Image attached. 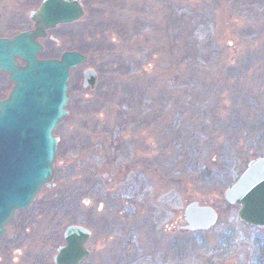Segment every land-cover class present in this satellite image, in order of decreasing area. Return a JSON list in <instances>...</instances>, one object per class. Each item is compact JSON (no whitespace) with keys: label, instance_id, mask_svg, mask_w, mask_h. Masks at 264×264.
Instances as JSON below:
<instances>
[{"label":"rangeland","instance_id":"374dc122","mask_svg":"<svg viewBox=\"0 0 264 264\" xmlns=\"http://www.w3.org/2000/svg\"><path fill=\"white\" fill-rule=\"evenodd\" d=\"M95 1L102 5L98 18L103 20L104 27L98 33L90 30L87 40L97 36L104 41L114 38L120 42L116 49L123 51L125 47L130 49L129 43L139 40V36L154 34L149 29L159 26L154 9L170 11L172 7L178 17L177 28L173 31L171 26L162 36L159 74L163 73V78H153V85L146 89L149 101L146 103L154 111L172 112L169 117L177 123L176 136L173 135L176 138L170 136L169 140L158 141L163 143V149L171 147L168 160L174 158L178 164L179 187L167 194L155 182L157 187L149 189L146 207L105 205L103 214L113 217L116 225L104 230L92 220L94 207L81 203L83 197H91V193L80 188L81 184L89 187L91 174L80 173L91 170L92 166L83 165L78 151L69 156V167L65 169L69 177L59 181L53 191L41 190L28 209L18 211L17 217L7 223L0 237V264H12L18 246L23 249L19 264H28L37 252L31 246V239L43 240L49 234L61 239V233L72 222L98 230L91 242L94 247L98 244L99 251L86 264H92L95 255L99 264H264V228L241 222L239 205L229 204L224 198V190L248 162L264 157V0H130L127 7V0ZM13 6L14 0H0V21L9 18ZM88 19L91 20L87 25H92V18ZM135 23H138L137 31ZM4 32L0 29V33ZM130 52L139 57L137 71L156 62L152 58L156 50L132 48ZM146 53L148 56L143 60ZM160 70L154 65L152 73L155 75ZM123 75L116 77L112 88L116 94L120 92L121 99ZM133 80V84H139L136 78ZM109 104L123 105L117 100ZM74 116L65 124L68 133L69 127L77 124ZM115 116L100 109L86 114L90 128L82 133L89 141L100 139L97 144L102 150L98 155H104L99 157L100 167L109 170L112 176L126 163L119 157L114 164L113 158L122 152H112L108 147L118 127ZM92 121L102 127L95 130ZM120 128L116 136L121 138L122 146L130 130ZM137 131L132 134L139 137ZM163 158L167 159L164 155ZM192 201L216 210L217 221L209 230L191 232L182 228L184 208ZM19 215L29 219H23L17 226ZM147 218L155 225L145 227L142 219ZM128 220L131 223L127 224ZM20 236L26 239L24 244L16 242ZM54 253L53 248L47 252L51 264ZM126 256L130 258L127 263L123 260Z\"/></svg>","mask_w":264,"mask_h":264},{"label":"flooded vegetation","instance_id":"af4514ba","mask_svg":"<svg viewBox=\"0 0 264 264\" xmlns=\"http://www.w3.org/2000/svg\"><path fill=\"white\" fill-rule=\"evenodd\" d=\"M45 1L14 0V9L7 15L9 18L0 21V29L5 31L4 33H0V38L12 39L19 34L36 32L34 41L42 47L41 51L36 55L38 59H60L65 52H77L86 57L84 62L78 64L70 71L68 81V113L54 131V135L58 138V143L53 178L50 184H45L41 190L53 191L58 188L59 181L63 182L65 178L69 177L65 169L69 167L70 157L80 151L79 155L84 161L83 165L86 167L92 166L91 170L85 169L80 173V175L87 172L91 174V180L88 179L89 187L83 184L80 185L81 190H87V192L91 193V197H83L81 203L86 207H94L95 209L93 208L91 213L92 220L97 221L100 224L98 226L102 229L109 231L115 227L116 221L113 217L103 214L105 205H129L131 208L134 205H145L146 207L148 194L150 195L151 192L149 189H153L154 186L157 187V184L161 190L165 189L167 194L169 191L173 192L179 187L178 164L174 158L169 162L171 147L168 146L166 149H163V143L160 142L164 138L169 140L170 136H176L175 129L177 128V123L175 121L172 122L169 117V114H171L170 116L173 115L172 112L154 111V107L146 103L149 102L146 92L153 85V78L155 80L163 78V73L159 74L162 72V64L159 62L161 61L163 50L162 36L164 35V31H168L171 26L173 31L177 28L178 17L175 15L172 7L170 11H164L163 8L154 9L153 12L157 14L159 25L149 28L154 34L152 36H149L147 33L141 35L139 36V40L129 43V46L130 49L137 48L140 51H146L148 48L156 50L157 53L152 54V58H156V62L148 63L146 68L137 71L135 68H137L139 57H134L128 47H125L124 51L116 49L120 45L117 39L111 38L110 41H104L101 36H97L96 38L87 40L90 39V36L86 37L90 30L98 33L104 27L103 20L98 18L102 13L100 8L102 6L101 3L97 4L95 0H63L66 1L69 8L73 9L72 15L76 14L74 10L78 9L81 11V16L69 22L58 23L51 28L38 29L32 15L42 7ZM127 2L126 7L131 4L130 0H127ZM88 18H92V25H87V21L91 20ZM137 29H139L138 23H135V30L137 31ZM174 45L175 42L172 40V47ZM147 56V53L144 54L143 60ZM16 62L20 66L26 64V61L21 58H16ZM154 65L156 70L161 69L155 75L152 73ZM87 70H93L95 73L94 84L85 82V72ZM121 73H124L123 76L125 77L122 99L119 96L120 92L118 91V94H116L112 89L115 87L116 77L121 75ZM150 74L153 77H148ZM135 78L138 80V85L133 84L135 81L133 79ZM13 86L14 83L9 78L8 73L0 71V101L9 96ZM112 100L120 101L123 105L112 106L109 104ZM97 109L111 111L116 114L115 118L119 120L115 123L118 126L117 130H120L122 126L124 128L129 127L128 129L130 130L126 137H124V144L122 146L121 138L116 136L117 130L115 131V137L109 139V149L112 152H122L121 155L113 158L114 164H117L119 157H123L126 162L121 169L114 171L113 176L109 170H103L100 167L99 157L104 158L103 154L98 155L102 150L97 144L100 139H97V137L89 141L85 139L86 137L82 136L83 131L90 128L88 124L91 123L89 117L85 118L84 116L96 112ZM72 114L75 115L74 117L78 125L75 124V126L69 127L70 133H68L65 124L72 117ZM91 127L99 130L102 126H98L92 121ZM136 130H138L139 137L132 134ZM174 134L175 136H173ZM96 136H99V133ZM91 151L93 155L89 154ZM163 155L167 159L163 158ZM89 157H93V159L90 160ZM79 177L81 179V176ZM30 205L25 209H28ZM72 207L75 208V206ZM20 210L14 213L10 221L17 217V212ZM131 216V213H129L128 218L131 219ZM23 219L28 220L29 217L26 218L19 215L17 226L22 223ZM183 220L184 225L182 228L185 229L184 211ZM143 221L145 222V227L155 225V222L151 218L142 219ZM129 223L131 222L128 220L127 224ZM70 225L82 226L90 232L88 239L83 244V248L87 254L78 263L86 264L91 255L97 254V251H99L98 244L97 247L96 245L94 247L91 242L95 231L97 233L98 230L87 227L80 222H72L66 228ZM66 228L61 233V239L53 234H49L47 238L40 239L39 241L35 237L31 239V246L36 248L37 252L28 260L30 261L28 264H51L50 258L47 257V252L51 251V248L55 252L52 256V263L56 264L54 256L57 254L58 248L66 246L64 235ZM26 231L28 232L29 229H26ZM25 241L26 239L23 238L22 240L21 236L16 240L17 243L21 244H24ZM7 249L9 251V248ZM14 252L16 255L12 260V264H19L23 249L18 246ZM97 258L98 256L95 255L92 264H99ZM119 258L121 261V256ZM129 259L126 256L123 260L127 263Z\"/></svg>","mask_w":264,"mask_h":264},{"label":"water","instance_id":"95a60500","mask_svg":"<svg viewBox=\"0 0 264 264\" xmlns=\"http://www.w3.org/2000/svg\"><path fill=\"white\" fill-rule=\"evenodd\" d=\"M66 1L46 0L32 17L38 29L51 28L81 16ZM74 13V12H73ZM36 32L0 38V71L14 83L9 96L0 101V236L17 210L27 208L45 184L53 178L58 138L54 135L67 115L70 71L86 57L65 52L60 59H38L40 44ZM16 58L26 61L18 65ZM93 70L85 82L94 84ZM227 203L239 205L238 219L246 225L264 228V157L251 159L240 176L224 190ZM218 218L215 209L192 201L184 209L185 229L206 231ZM66 246L54 256L56 264H78L87 252L83 244L90 232L70 225Z\"/></svg>","mask_w":264,"mask_h":264}]
</instances>
